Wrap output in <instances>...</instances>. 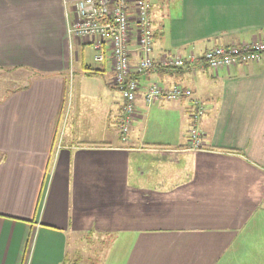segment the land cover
<instances>
[{
	"label": "crops",
	"instance_id": "1",
	"mask_svg": "<svg viewBox=\"0 0 264 264\" xmlns=\"http://www.w3.org/2000/svg\"><path fill=\"white\" fill-rule=\"evenodd\" d=\"M72 1L0 0V75L32 77L0 98V264H61L75 229L129 241L117 264H264V52L218 71L137 75L122 141L108 62L87 65L67 35ZM150 4L154 56L264 37V0ZM151 82L190 94L147 104ZM192 97L204 106L199 148L188 147Z\"/></svg>",
	"mask_w": 264,
	"mask_h": 264
},
{
	"label": "built area",
	"instance_id": "2",
	"mask_svg": "<svg viewBox=\"0 0 264 264\" xmlns=\"http://www.w3.org/2000/svg\"><path fill=\"white\" fill-rule=\"evenodd\" d=\"M150 0H73L67 21V35L82 44L92 47L95 62H108L110 85L121 95V109L116 123L122 141L127 139L135 118L136 94L140 84L133 74L147 70L171 68H203L213 71L256 61L264 52V37L256 36L251 41L218 44L201 53L193 51L186 55L178 52H160L152 55L153 34L148 15ZM135 59V60H134ZM189 89L180 83L165 87L151 82L144 91V101L173 100L189 95ZM190 126L188 147H201L198 119L203 113V104L190 99ZM67 109L55 131V149L61 147Z\"/></svg>",
	"mask_w": 264,
	"mask_h": 264
},
{
	"label": "rangeland",
	"instance_id": "3",
	"mask_svg": "<svg viewBox=\"0 0 264 264\" xmlns=\"http://www.w3.org/2000/svg\"><path fill=\"white\" fill-rule=\"evenodd\" d=\"M153 10L157 11V7L154 6ZM85 45L86 46H84L83 49L84 63L92 67H98L99 64L93 60L94 52L92 48L87 44ZM73 50H75V48ZM74 52L75 51H73V54ZM80 60V56L78 58V61H75L73 59L71 63V71H73V74L71 71L67 72V91L72 88H69L70 85H72L70 76L74 77V74L83 69L81 68ZM103 74L106 79V77L108 76V72H105ZM31 78V75L29 76L26 72L22 73V75L19 77L15 74L0 75V98L4 90L16 85H22L23 83L26 84L29 80H31ZM74 79L76 82V77H74ZM86 84L88 83L86 82ZM92 89H94V86H88L86 90L87 93ZM67 95H69V93ZM67 95L66 99L68 97ZM65 110L66 107L64 108V112ZM90 227L91 226H89V228ZM94 228L95 227L93 226V229ZM71 231L73 230L71 229ZM75 231V234L67 232L68 239L66 244V259L68 260L69 258V261H67L69 264H117L118 262L120 263L126 255L130 243L129 241L121 239L119 240L114 235H102L99 231L88 234H86L87 232H85V229H75Z\"/></svg>",
	"mask_w": 264,
	"mask_h": 264
},
{
	"label": "trees",
	"instance_id": "4",
	"mask_svg": "<svg viewBox=\"0 0 264 264\" xmlns=\"http://www.w3.org/2000/svg\"><path fill=\"white\" fill-rule=\"evenodd\" d=\"M87 69H91V67H86ZM168 69V68H167ZM178 69V68H177ZM91 71L92 70H90V72L89 73H91ZM137 76V74H133V77H136ZM68 258V257H67ZM67 261H69V258H68V260L66 259V257H65V259L63 260V262L61 263V264H69Z\"/></svg>",
	"mask_w": 264,
	"mask_h": 264
}]
</instances>
